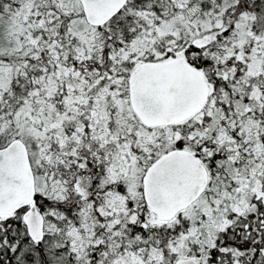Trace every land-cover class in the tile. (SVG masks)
<instances>
[{
  "label": "snow or ice",
  "instance_id": "6c2138e0",
  "mask_svg": "<svg viewBox=\"0 0 264 264\" xmlns=\"http://www.w3.org/2000/svg\"><path fill=\"white\" fill-rule=\"evenodd\" d=\"M0 264H264V0H0Z\"/></svg>",
  "mask_w": 264,
  "mask_h": 264
}]
</instances>
